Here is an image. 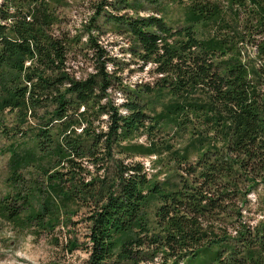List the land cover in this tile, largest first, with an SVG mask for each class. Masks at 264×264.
I'll return each instance as SVG.
<instances>
[{
  "label": "trees",
  "instance_id": "1",
  "mask_svg": "<svg viewBox=\"0 0 264 264\" xmlns=\"http://www.w3.org/2000/svg\"><path fill=\"white\" fill-rule=\"evenodd\" d=\"M162 1L95 0L92 27L103 16L129 33L132 54L154 64L158 74L154 84L127 96L123 113L101 104L111 85L105 61L87 78L69 72L76 40L53 32L63 0H0V111L29 118L54 103L40 116L35 149L13 155L14 171L46 157L68 167L47 174V185L36 180L27 192L17 190L21 205L1 203V211L18 226L53 230L73 222L70 205L88 206L87 264H192L205 253L212 254L210 264H264V224L239 220L235 237L214 226L232 216L229 201L245 200L255 185L264 190V0H177L184 10L176 27L161 14ZM145 4L152 14L140 13ZM249 46L254 56L246 54ZM154 92L168 99L150 114L141 98ZM99 113L110 119L107 130L97 132ZM163 123L187 138L172 155L189 164L194 178L153 181L144 164L114 159L115 146L135 155L160 154L151 135ZM144 133L147 143L132 141ZM192 153L196 160L189 162ZM100 155L112 161L108 168ZM84 158L97 170L89 180L82 176ZM36 195L42 197L38 209ZM152 198L160 202L154 225L145 212ZM236 237L242 249L231 243ZM81 245L70 237L65 247L72 252Z\"/></svg>",
  "mask_w": 264,
  "mask_h": 264
},
{
  "label": "rangeland",
  "instance_id": "2",
  "mask_svg": "<svg viewBox=\"0 0 264 264\" xmlns=\"http://www.w3.org/2000/svg\"><path fill=\"white\" fill-rule=\"evenodd\" d=\"M162 2L161 14L167 22L175 27L181 24L183 22V2L177 0ZM94 4L95 0H63L57 11L60 19L54 26L53 32L61 36L66 34L69 38L76 40V42L71 41L73 45L70 47L67 60L68 70L76 78H87L99 73L97 69L100 65L99 61H105L106 70L111 73V85L101 97V104L107 106L112 104L124 113L125 108L122 104L126 101L127 96L132 95L136 90L140 91L148 83L154 84L158 74H156L154 64H145L139 57L132 54L131 46L134 42L129 33L118 30L113 22H105L103 16L97 19L98 26L92 27L91 18ZM145 6L146 10L140 11V13L152 14L151 6L149 4H145ZM121 12H125V10ZM126 12L131 15L138 14L133 9H127ZM97 52L101 53L100 60ZM245 52L251 56L255 54L252 46H249ZM0 95H2L1 86ZM167 99L168 95H159L156 92L149 95L143 94V98H141L143 102L149 103L150 114L161 110L163 102ZM48 104L46 110L50 111L54 103L49 101ZM46 110L41 109L35 117L30 116L22 119L16 111H0V204L20 206L21 202L15 199L17 190L27 192V187L35 185L34 181L36 180L37 185H42V182L47 185V174H55L56 171L66 172L68 169L61 164L55 166L54 162L49 160L50 157H46L43 163L25 162L16 169V172L14 171L15 166L12 165L11 159L15 155L25 154L28 148L35 149L33 139L37 128L41 126L40 116ZM94 118L97 132L102 128L107 130L109 114L99 113ZM151 137L159 143L162 149L160 154L135 155L131 152H119L115 146L114 159L119 158L125 162L144 164L146 172L153 181L171 180L180 183L183 177H195L194 174L188 172L189 164L187 162H180L172 155L174 150L182 151L184 140L187 139L184 136V138L180 137L172 123L156 126ZM132 141L147 143L148 136L145 133L139 134L133 137ZM167 144L173 146L172 150L166 148ZM37 153L41 154L39 150ZM104 157L106 158V155ZM195 157V153H192L189 162L196 160ZM100 158L101 164L108 168L112 161L104 159L102 155ZM82 162L85 168L82 176L89 180L97 171L96 166L91 158H84ZM99 173L104 174V170ZM41 198L39 195L35 196L32 202L34 208H39ZM159 204L158 199L152 198L145 206L150 225H154L155 212ZM228 204L227 213L232 216H225L222 221L215 222L214 226L217 230L224 228L231 236L235 237L239 220L251 227L264 224V190L262 185H255L254 190L247 195L245 200L234 199ZM70 207L73 222L68 225H63L61 222L52 230L38 227L35 223L18 226L13 221H9L0 206V264H87L86 261L90 254L84 244L89 240L87 238L90 230L89 222L86 220L90 213L89 208L82 204L81 206L72 204ZM23 214L26 215L27 210ZM70 237L78 238L83 245L72 252L68 251L65 246ZM230 241L235 248L242 249V241H239L238 238ZM230 252L231 250L225 252L224 255ZM211 255L209 253L198 255L192 264H210ZM160 261L161 259H157V262ZM169 263L171 264L172 260H169ZM179 264H185V261L179 262Z\"/></svg>",
  "mask_w": 264,
  "mask_h": 264
}]
</instances>
